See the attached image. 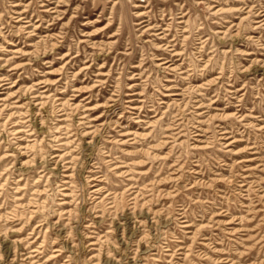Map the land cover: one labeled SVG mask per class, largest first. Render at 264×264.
I'll return each instance as SVG.
<instances>
[{
	"label": "rangeland",
	"instance_id": "1",
	"mask_svg": "<svg viewBox=\"0 0 264 264\" xmlns=\"http://www.w3.org/2000/svg\"><path fill=\"white\" fill-rule=\"evenodd\" d=\"M0 264H264V0H0Z\"/></svg>",
	"mask_w": 264,
	"mask_h": 264
},
{
	"label": "bare ground",
	"instance_id": "2",
	"mask_svg": "<svg viewBox=\"0 0 264 264\" xmlns=\"http://www.w3.org/2000/svg\"><path fill=\"white\" fill-rule=\"evenodd\" d=\"M138 15H145V12H140ZM226 117V116H225Z\"/></svg>",
	"mask_w": 264,
	"mask_h": 264
}]
</instances>
